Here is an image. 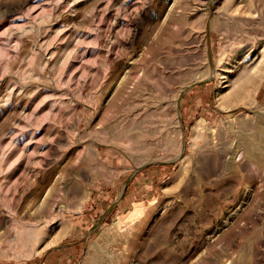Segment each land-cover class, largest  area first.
<instances>
[{
    "label": "rangeland",
    "instance_id": "374dc122",
    "mask_svg": "<svg viewBox=\"0 0 264 264\" xmlns=\"http://www.w3.org/2000/svg\"><path fill=\"white\" fill-rule=\"evenodd\" d=\"M0 264H264V0H0Z\"/></svg>",
    "mask_w": 264,
    "mask_h": 264
}]
</instances>
